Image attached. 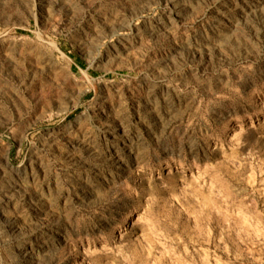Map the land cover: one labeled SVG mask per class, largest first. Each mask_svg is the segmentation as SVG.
I'll return each instance as SVG.
<instances>
[{
	"label": "rangeland",
	"instance_id": "1",
	"mask_svg": "<svg viewBox=\"0 0 264 264\" xmlns=\"http://www.w3.org/2000/svg\"><path fill=\"white\" fill-rule=\"evenodd\" d=\"M0 264H264V0H0Z\"/></svg>",
	"mask_w": 264,
	"mask_h": 264
},
{
	"label": "bare ground",
	"instance_id": "2",
	"mask_svg": "<svg viewBox=\"0 0 264 264\" xmlns=\"http://www.w3.org/2000/svg\"><path fill=\"white\" fill-rule=\"evenodd\" d=\"M127 218H128V213L122 218V221H121V227H124L126 222H127Z\"/></svg>",
	"mask_w": 264,
	"mask_h": 264
}]
</instances>
